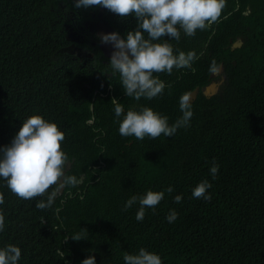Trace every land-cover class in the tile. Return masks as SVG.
<instances>
[{
	"label": "trees",
	"instance_id": "1",
	"mask_svg": "<svg viewBox=\"0 0 264 264\" xmlns=\"http://www.w3.org/2000/svg\"><path fill=\"white\" fill-rule=\"evenodd\" d=\"M73 2L0 0V146L10 144L24 119L39 114L65 133L61 148L73 161L68 174H85L82 186L66 185L48 211L35 207L47 192L11 199L0 179V210L9 227L29 223L34 240L44 241L38 253L47 264H80L88 255L96 264H124V252L140 247L158 253L163 264H264V0H226L216 22L195 35L181 32L177 40L183 51L195 53L208 41L194 76L205 82L223 62L230 82L222 96L204 99L206 105L220 99L217 121L194 136L192 153L183 146L173 149L170 136L139 140L119 134L120 118L110 100L117 98L125 111L131 107L119 74H112L109 59L91 45L89 28L72 30L82 33L75 44L91 51L92 59L65 49L72 42L65 26H75L69 19L77 11ZM104 17L116 28L122 22ZM237 36L245 44L230 52ZM193 78L177 86L189 90ZM144 103L168 115L165 99L159 109ZM240 133L249 136V144ZM213 160L219 164L215 179L209 172ZM204 179L212 185L208 200L192 196ZM169 185L173 191H165L155 210L146 208L142 221L136 219L138 203L124 209L130 196ZM170 209L178 212L172 223L165 219ZM77 233L84 239H71Z\"/></svg>",
	"mask_w": 264,
	"mask_h": 264
},
{
	"label": "clouds",
	"instance_id": "2",
	"mask_svg": "<svg viewBox=\"0 0 264 264\" xmlns=\"http://www.w3.org/2000/svg\"><path fill=\"white\" fill-rule=\"evenodd\" d=\"M73 3L77 11L71 12L69 19L73 20L75 26H65L70 30L66 38L72 41L65 49L73 45L70 51L72 54L92 59L91 51L88 50L90 56H87L86 49L75 44L81 43L82 33L76 34L77 31L72 30L89 28L92 33L89 36L91 45H97L102 55L109 59L112 74H119L121 90L123 88V93L128 96V104L131 105L125 111L117 98L110 100L115 117L120 118L119 134L124 137L135 136L139 140L146 136L153 139L161 135L170 136L168 142L173 149L183 146L191 153L196 151L198 141L194 136L206 128H213V122L217 121L214 108L220 99L213 101V105H206L204 99L222 96L230 82L226 78L223 83V78L222 83H218L216 77L219 74L213 76L220 67L224 68L221 62L211 71L209 80L204 82L203 78L194 76L198 71L197 61L203 58L208 41L203 42L206 43L203 50L198 46L195 53L192 50L183 51L184 47L177 40L181 38V32L185 36L195 35L197 29L203 30L216 22L226 0H74ZM250 13L248 7L245 14ZM104 16L122 22L116 28ZM99 25L112 28L113 32L103 34L102 30L101 35H98ZM230 41V52L242 49L245 44L241 36ZM239 41L241 45L237 46ZM100 44L112 46L110 58L101 51ZM232 64L237 66L235 60ZM162 72H166L167 77ZM185 77H195L190 79L192 88L189 90L177 86ZM214 84L217 90L213 92ZM163 99L166 101L168 115L144 103V100L152 101L156 109H159ZM221 109L223 113V104ZM91 111H94L93 105ZM88 123L94 125L95 118ZM240 135L249 144V136ZM64 139L65 133L58 125L39 114L22 121L10 144L0 146V179L12 191L9 194L5 189L8 198L20 201L23 198L43 196L47 192L46 200H37L35 207L38 211H48L53 207L57 195L64 193L66 185L82 186L84 173L81 174L84 175L82 183L81 175L77 177L68 174L73 161L61 148ZM218 170L219 164L213 160L209 168L213 179ZM211 187L210 181L201 180L192 189V196L208 200L211 193L206 190ZM165 191L171 193L172 186L162 191L147 190L139 196L134 194L125 201L124 209L138 203L136 219L142 221L146 208L155 210V206L164 198ZM174 200L179 203L182 194L175 195ZM2 203L3 199L0 198ZM56 211H59L58 207ZM177 216L178 212L170 209L165 219L172 223ZM81 232L87 231L81 229ZM70 236L74 241L84 239L80 233ZM43 245L41 238L40 244L34 240V231L29 223L11 228L5 210H0V264H47L38 253L42 247L46 248ZM58 254L63 258L61 250H58ZM122 259L124 264H163L158 253L144 247L135 253L125 251ZM80 264H96V258L88 255Z\"/></svg>",
	"mask_w": 264,
	"mask_h": 264
},
{
	"label": "water",
	"instance_id": "3",
	"mask_svg": "<svg viewBox=\"0 0 264 264\" xmlns=\"http://www.w3.org/2000/svg\"><path fill=\"white\" fill-rule=\"evenodd\" d=\"M100 27H99V30H98V32H97V34L98 35H101V31L103 30V34H105V33H110V32H113V29L112 28H109V27H103V26H101V25H99ZM241 45V41H239L238 42V44H237V46H240ZM74 47H73V45L71 46V47H69V48H67L66 50H68V51H72V49H73ZM100 49H101V51L104 53V55L106 56V57H108V58H110V56H111V53H112V51H113V48H112V46L110 45V44H100ZM222 71H223V69H222V67H220L214 74H213V76H216V75H218V74H221L222 73ZM218 83H222V80H220V81H218ZM213 92L214 91H216L217 90V85H213ZM194 96V95H193ZM93 109V108H92ZM69 166H70V164L67 166V169L69 168ZM82 177H81V183L83 182V179H84V175H81ZM81 183H79V184H81Z\"/></svg>",
	"mask_w": 264,
	"mask_h": 264
},
{
	"label": "flooded vegetation",
	"instance_id": "4",
	"mask_svg": "<svg viewBox=\"0 0 264 264\" xmlns=\"http://www.w3.org/2000/svg\"><path fill=\"white\" fill-rule=\"evenodd\" d=\"M183 37H184V36H183V34H182L180 39H183ZM230 42H232V41H230ZM86 50H88V49H86ZM221 63L223 64V62H221ZM221 63H220V64H221ZM223 66H224V64H223ZM223 78H224L223 83H225V82H226V73L224 72V68H223L222 73L219 74L218 77H216V80L220 81V80H222Z\"/></svg>",
	"mask_w": 264,
	"mask_h": 264
},
{
	"label": "bare ground",
	"instance_id": "5",
	"mask_svg": "<svg viewBox=\"0 0 264 264\" xmlns=\"http://www.w3.org/2000/svg\"><path fill=\"white\" fill-rule=\"evenodd\" d=\"M86 55H87V56H90V54H89L88 50H86Z\"/></svg>",
	"mask_w": 264,
	"mask_h": 264
}]
</instances>
